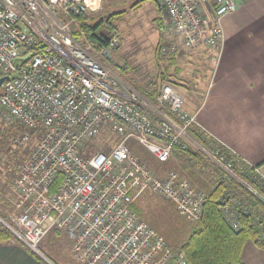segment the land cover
Returning a JSON list of instances; mask_svg holds the SVG:
<instances>
[{
	"label": "built area",
	"instance_id": "2783aa9c",
	"mask_svg": "<svg viewBox=\"0 0 264 264\" xmlns=\"http://www.w3.org/2000/svg\"><path fill=\"white\" fill-rule=\"evenodd\" d=\"M155 1L167 26L159 53L187 58L207 50L217 66L222 19L236 10L235 0ZM101 2L0 0V119L20 131L13 146L36 140L2 191L11 211L0 215V227L45 261L41 242L63 231L81 264H189L180 248H170L139 219L133 205L149 189L197 224L206 194L178 173L156 172L134 157L126 145L134 140L162 165L174 161L176 153L190 164L198 162L195 155L208 158L212 184L222 188L216 202L223 219L237 231L240 218L248 216L264 248V213L241 193L240 186L258 198L236 172L264 194L259 169L206 134L170 85L161 88L156 106L167 108L171 118L158 115L132 90L122 94L118 78L98 56L104 49L96 52L74 38L77 19L99 10ZM116 45L112 37L105 49ZM192 128L202 141L217 145L214 152L191 137ZM103 129L116 140L101 149Z\"/></svg>",
	"mask_w": 264,
	"mask_h": 264
},
{
	"label": "rangeland",
	"instance_id": "374dc122",
	"mask_svg": "<svg viewBox=\"0 0 264 264\" xmlns=\"http://www.w3.org/2000/svg\"><path fill=\"white\" fill-rule=\"evenodd\" d=\"M101 1L99 10L94 13L83 14L77 19L75 31L78 36L76 37L81 44L92 45L96 52L104 49V53L98 56L118 78L122 89L132 90L143 97L142 92L155 94V92L159 93V85L161 88L164 85H170L173 89H177L178 86L183 88V91L179 90L181 94L185 93L184 90L187 89L188 94V91L193 88V83L188 79L193 76L196 79L201 78L200 73L203 71H205L206 76H210L212 67L209 64L204 66L203 60L185 58L183 62L178 61L176 56H164L159 53L160 41L163 36L165 37L162 32L167 26L163 20V12L155 0ZM82 22L92 25L102 22L96 33L102 32L106 36L111 35L110 38L116 37V47L107 51L106 45L97 48L87 39L86 33L81 29ZM111 30L112 32H110ZM189 94L192 93L189 91ZM19 134L20 131L16 130L13 125L4 123L0 119V195H2L3 189L17 176L21 165L27 160L29 153L36 145V140L33 138L30 144L13 146V138ZM101 134L98 141L102 145L99 142L97 144L98 147L101 146V149L104 142L113 143L116 140V136L106 129H103ZM126 145L134 157L146 163L152 170L163 171L164 173L176 172L190 182L192 180L195 184L198 183V185L196 184L197 189L200 187L205 192L211 190L212 185L205 184L202 177L203 173L197 169L193 160V164L190 162L180 163L174 160L175 162L170 161V163L162 165L136 141L129 140ZM202 166L209 168L211 164L208 163L206 166L202 164ZM192 173L193 177L191 176ZM256 195L261 201H264L257 193ZM1 200L2 198H0V202ZM133 210L139 219L153 228L165 243L174 250L181 249L197 225L189 223L177 213L172 203L166 202L149 189H146L135 199ZM54 233H49L39 246L47 260L58 256L57 262L59 264H81L73 257L72 242L67 235L63 231L56 232L58 234Z\"/></svg>",
	"mask_w": 264,
	"mask_h": 264
},
{
	"label": "crops",
	"instance_id": "0c3cea01",
	"mask_svg": "<svg viewBox=\"0 0 264 264\" xmlns=\"http://www.w3.org/2000/svg\"><path fill=\"white\" fill-rule=\"evenodd\" d=\"M235 4L236 10L222 19L224 41L217 66L213 68L212 55L207 50L187 57L203 60L204 66L211 65L210 76L203 71L201 78L188 79L193 83L189 90L192 94H187V89L181 94L180 86L174 90L184 98L185 111L196 116L206 134L256 166L264 177V0H235ZM176 57L184 62L185 58ZM121 92L125 90L121 88ZM154 108L160 116L173 117L165 107ZM157 114L151 112L150 117L155 119ZM175 161L187 162L179 153ZM197 163L205 184L212 185V189L208 163L204 169ZM191 182L198 188V183ZM199 190L207 193L200 187ZM8 211L11 208L1 200L0 215ZM57 259L54 256L49 261L42 260L18 240L0 242V264H59ZM242 260L244 264H264V248L248 242L242 250Z\"/></svg>",
	"mask_w": 264,
	"mask_h": 264
},
{
	"label": "trees",
	"instance_id": "16d2710c",
	"mask_svg": "<svg viewBox=\"0 0 264 264\" xmlns=\"http://www.w3.org/2000/svg\"><path fill=\"white\" fill-rule=\"evenodd\" d=\"M101 23L92 25L82 22L80 26L86 33L87 39L90 40L92 44L96 45L97 48L105 45L107 46L111 37V35L106 36L102 32L96 33ZM110 32H112V30ZM73 33L74 38L77 40L76 36L78 35L76 31ZM160 86L161 85H159V92L161 90ZM158 94V92H155V94L142 92L144 99L154 106H156V97ZM188 133L195 140L200 142L207 151L214 152V148L217 145L202 141L201 135L196 128L189 129ZM194 157L197 159L198 163L206 165V162H208V159L206 160L201 155H195ZM236 172L264 200V194L261 189L238 170H236ZM238 188L246 199L253 200L258 209L264 213V202L250 194L245 188L241 186ZM221 192V187L214 186L210 191H207L201 219L191 232L187 241L181 246V250L184 252L189 264H244L242 260V250L244 246L248 242H253L255 245L259 246L256 242L258 237L257 227L248 216H242L240 218L241 226L237 231H233L225 222L222 214L218 210L216 202ZM12 240H16V238L8 230L0 227V242Z\"/></svg>",
	"mask_w": 264,
	"mask_h": 264
},
{
	"label": "water",
	"instance_id": "95a60500",
	"mask_svg": "<svg viewBox=\"0 0 264 264\" xmlns=\"http://www.w3.org/2000/svg\"><path fill=\"white\" fill-rule=\"evenodd\" d=\"M0 84H1V80H0Z\"/></svg>",
	"mask_w": 264,
	"mask_h": 264
}]
</instances>
